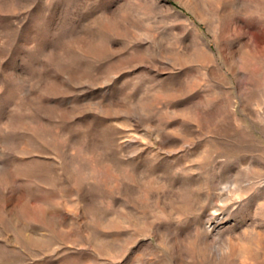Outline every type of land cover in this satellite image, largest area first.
Segmentation results:
<instances>
[{
  "label": "rangeland",
  "instance_id": "1",
  "mask_svg": "<svg viewBox=\"0 0 264 264\" xmlns=\"http://www.w3.org/2000/svg\"><path fill=\"white\" fill-rule=\"evenodd\" d=\"M0 264H264V0H0Z\"/></svg>",
  "mask_w": 264,
  "mask_h": 264
}]
</instances>
